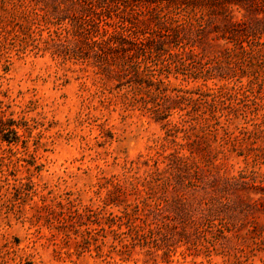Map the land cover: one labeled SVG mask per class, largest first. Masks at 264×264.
Segmentation results:
<instances>
[{"label": "rangeland", "instance_id": "1", "mask_svg": "<svg viewBox=\"0 0 264 264\" xmlns=\"http://www.w3.org/2000/svg\"><path fill=\"white\" fill-rule=\"evenodd\" d=\"M215 1H192L197 3L194 17L202 28L186 31V36L203 55L231 45L220 37L227 19L248 25L254 16L253 6L246 4L253 0H240L243 5L230 4L225 10L221 3L226 0ZM134 2H0V129L13 120L11 128L18 136L15 142H7L0 133V264H264V189L257 186L259 182L264 186V156L253 163V152L244 155L251 139L239 140L234 149L220 137L210 139L211 155L206 149L194 154L200 165L196 172L183 165L169 167L163 158L166 161L158 167L167 183L155 194L160 207L154 213L159 223L154 240L143 248L135 246L129 256L107 253L106 245L99 251L92 243L77 246L79 235L65 237L44 218L33 217L43 200L55 203L67 194L81 205L95 204V191L103 195L102 183L120 176L124 165L143 162L156 151L164 156L174 151L169 139L164 140V122L127 106L121 96L129 89L125 80L107 77L94 65L92 54L85 53L82 36L72 34L82 30L79 16L89 12L91 4L99 5L96 11L105 9L104 14L114 16L113 9L127 12ZM156 5L162 7L152 3L148 9ZM33 10L41 16L35 19ZM151 13L138 17L143 20L137 23L140 28L156 29L159 23ZM47 15L70 29L68 39L42 42L48 35ZM24 21L38 22L31 26H39L41 32L20 31L16 24ZM153 42L158 43L157 38ZM165 82L170 88L195 89L228 81L178 73ZM178 114L173 110L169 121H177ZM175 140L183 141L182 132ZM261 145L264 132L254 143ZM181 153L188 150L183 148ZM241 172L247 178H241ZM12 186L28 188V195L17 194ZM107 209L117 213L119 207ZM105 241L109 243L111 235Z\"/></svg>", "mask_w": 264, "mask_h": 264}, {"label": "trees", "instance_id": "2", "mask_svg": "<svg viewBox=\"0 0 264 264\" xmlns=\"http://www.w3.org/2000/svg\"><path fill=\"white\" fill-rule=\"evenodd\" d=\"M192 1L136 0L127 12L120 7L113 9L114 16L108 12L104 14L105 9L96 11L99 5L93 7L91 4L89 12L79 16L78 26L82 30L79 33L74 30L72 34L82 36L85 53L92 54L94 65L108 73H105L107 77L125 80L129 89L121 93L124 103L164 122V140L169 139L175 148L168 155L156 151L154 156L143 162L132 160L128 166L124 165L120 176L113 175L102 183L105 187L103 195H100L99 189L95 191V204L81 205L67 194L55 203L43 200L36 205L33 217L44 218L65 237L74 235L76 238L79 235L81 240L76 241L77 246L92 243L99 251L106 245L107 253L115 252L123 257L129 256L135 246L143 248L154 240L159 225L154 213L160 207L155 194L167 183V178L160 177L163 171L158 167V163L166 161L163 158L167 159L165 165L169 167L181 168L183 165L196 172L200 165L194 154L206 149L211 155L208 141L218 137L231 142L233 149L239 140L251 139L244 155L249 156L253 152V163L264 156V145L254 146L258 133L264 132V0L246 3L253 6L254 16L250 24L232 20L231 17L227 19L220 37L231 45L223 46L218 53L211 55L194 50V42L187 39L186 31L202 28L194 17L197 3ZM213 1L216 2L209 0L210 4H214ZM107 2L113 5L115 0ZM152 3H162V7L156 5L148 9ZM170 4L174 7L163 11L162 8ZM230 4L241 5L242 2L226 0L222 1L221 7L225 10ZM32 13L35 19L41 16L35 10ZM146 13H151L159 23L155 30H145L137 25L143 22L138 17ZM259 13L261 17H258ZM59 20L50 15L45 17L48 35L42 39L43 43L68 39L70 29L58 25ZM32 24L39 23L24 21L21 26L16 25L28 34L40 33L41 28H32ZM153 37L158 43L153 42ZM178 73L204 81L214 78L228 82L215 88H170L165 79ZM243 77H246L245 82H242ZM173 110L179 111L175 122L169 121ZM237 120L241 122L235 123ZM12 124L13 120H9L7 126L0 129L7 142L18 139ZM230 125L234 129H229ZM178 132H182L181 142L175 140ZM204 143L205 146H202ZM183 148L188 150V154L181 153ZM240 177L247 178L243 172ZM251 183V187H256ZM261 185L259 182L258 188L264 189ZM12 188L17 194L28 195L26 187ZM110 205L118 206V212L108 210ZM108 235H111L109 243L105 241Z\"/></svg>", "mask_w": 264, "mask_h": 264}]
</instances>
